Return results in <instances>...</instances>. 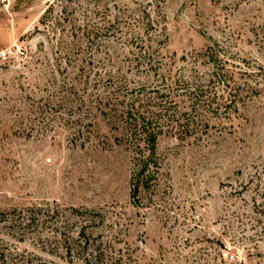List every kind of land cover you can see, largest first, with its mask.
Listing matches in <instances>:
<instances>
[{"label": "rangeland", "instance_id": "374dc122", "mask_svg": "<svg viewBox=\"0 0 264 264\" xmlns=\"http://www.w3.org/2000/svg\"><path fill=\"white\" fill-rule=\"evenodd\" d=\"M82 2L0 0V211L47 204L69 225L72 209L91 212L103 264H264V0H109L120 31L94 43L78 28ZM215 43L261 68L249 79L258 93L207 134L164 130L157 178L132 200L107 91L155 85L148 53L174 71ZM50 226L21 238L1 223L9 264H86L57 248Z\"/></svg>", "mask_w": 264, "mask_h": 264}, {"label": "trees", "instance_id": "16d2710c", "mask_svg": "<svg viewBox=\"0 0 264 264\" xmlns=\"http://www.w3.org/2000/svg\"><path fill=\"white\" fill-rule=\"evenodd\" d=\"M75 2L76 0H65ZM81 1V0H79ZM81 36L89 43H94L102 32L107 37L120 31L119 16L111 15L109 0H82ZM52 3L44 11L42 19L50 11ZM115 8V7H114ZM74 11L72 8L71 11ZM147 30H156L155 21L149 13L145 14ZM99 19L103 24L95 21ZM217 43L204 51L191 52L182 56V64L174 71H162L159 53H148L146 65L158 78L155 85L140 84L128 87L127 84L113 85L107 91L106 98L113 99L107 115L111 117L112 126L119 131L114 138L115 144H123L131 153L133 171L131 175V199L135 200L140 188H150L157 178L156 146L158 137L164 130L177 132L183 138L207 134L217 126L212 125L215 118L230 119L231 112H238V103H243L258 89L249 80L262 72L261 68L250 69L248 63L236 62L220 51ZM154 54V55H153ZM202 64H208L201 70ZM210 70V71H209ZM111 80V76L109 77ZM109 83L111 81H108ZM227 94V95H225ZM218 125L225 129V124ZM78 217L72 218L71 225L65 222L58 211L45 206H32L12 211H0V224L12 228L21 238L33 229L37 231L51 224V233L58 249L67 254L83 259L86 264H103L104 250L101 243L92 245L90 234L86 232L93 222L91 212L72 209ZM74 215V216H75ZM59 239H58V238ZM55 246V247H56ZM0 247V264H9L5 251ZM15 253L12 259L17 260ZM17 264V262L13 263Z\"/></svg>", "mask_w": 264, "mask_h": 264}]
</instances>
